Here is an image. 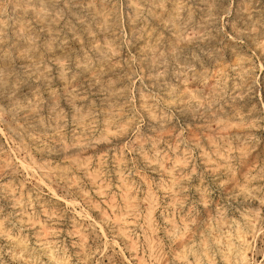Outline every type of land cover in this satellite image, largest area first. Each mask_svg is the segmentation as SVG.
Instances as JSON below:
<instances>
[{"label":"rangeland","instance_id":"obj_1","mask_svg":"<svg viewBox=\"0 0 264 264\" xmlns=\"http://www.w3.org/2000/svg\"><path fill=\"white\" fill-rule=\"evenodd\" d=\"M263 30L264 0H0V264H264Z\"/></svg>","mask_w":264,"mask_h":264},{"label":"bare ground","instance_id":"obj_2","mask_svg":"<svg viewBox=\"0 0 264 264\" xmlns=\"http://www.w3.org/2000/svg\"><path fill=\"white\" fill-rule=\"evenodd\" d=\"M102 1V0H101ZM171 1V0H170ZM238 1V0H237ZM241 1V0H240ZM20 2V1H19ZM147 3V2H146ZM58 4V3H57ZM199 4V3H198ZM247 4V3H246ZM61 6V5H60ZM143 6V5H142ZM223 6V5H222ZM63 7V6H62ZM75 8V7H74ZM182 8V7H181ZM239 8V7H238ZM262 8H263V6H262ZM3 10V9H2ZM194 10H196L195 8H194ZM240 10V9H239ZM79 12V11H78ZM83 12V11H82ZM225 12V11H224ZM141 13V12H140ZM147 13V12H146ZM145 13V14H146ZM249 13V12H248ZM261 13V12H260ZM27 14V13H26ZM148 14V13H147ZM196 14H197V12H196ZM222 14H224V13H222ZM66 15V14H65ZM164 15V14H163ZM221 15V14H220ZM239 15H240V13H239ZM258 15H259V13H258ZM27 16V15H26ZM146 16V15H145ZM148 16V15H147ZM183 16V15H182ZM239 18V17H238ZM253 18H254V16H253ZM137 19V18H136ZM154 19V18H153ZM219 19V18H218ZM240 19V18H239ZM138 20V19H137ZM244 20V19H243ZM261 20V19H260ZM34 21V20H33ZM150 21H152L151 19H150ZM247 21V20H246ZM142 22V21H141ZM194 22V21H193ZM240 22V21H239ZM59 23V22H58ZM155 23V22H154ZM235 23V22H234ZM35 24V23H34ZM92 24V23H91ZM238 24V23H237ZM156 25V24H155ZM235 25H236V23H235ZM239 25V24H238ZM242 25V24H241ZM59 26V25H58ZM104 26V25H103ZM123 26V25H122ZM237 26V25H236ZM244 26V25H243ZM60 27V26H59ZM177 27V26H176ZM61 28V27H60ZM118 28V27H117ZM241 28H243V27H241ZM64 29V28H63ZM78 29V28H77ZM90 29V28H89ZM160 29V28H159ZM206 29H207V27H206ZM244 29V28H243ZM250 29V28H249ZM118 30V29H117ZM123 30V29H122ZM241 30V29H240ZM260 30V29H259ZM80 31V30H79ZM142 31V30H141ZM264 31V30H263ZM133 32V31H132ZM162 32V31H161ZM6 33V32H5ZM65 33V32H64ZM81 33H82V31H81ZM218 33V32H217ZM202 34V33H201ZM245 34V33H244ZM247 34V33H246ZM12 35H13V33H12ZM170 35V34H169ZM98 36V35H97ZM177 36V35H176ZM216 36V35H215ZM256 36V35H255ZM83 37V36H82ZM99 37V36H98ZM245 37V36H244ZM121 38V37H120ZM122 38H123V36H122ZM256 38V37H255ZM69 39V38H68ZM110 39V38H109ZM116 39H118V38H116ZM153 39V38H152ZM193 39H195V38H193ZM219 39V38H218ZM221 39V38H220ZM11 40V39H10ZM89 40V39H88ZM100 40V39H99ZM122 40V39H121ZM196 40V39H195ZM251 40V39H250ZM35 41V40H34ZM74 41V40H73ZM76 41V40H75ZM117 41V40H116ZM163 41V40H162ZM210 41V40H209ZM71 42V41H70ZM212 42V41H211ZM249 42V41H248ZM122 43V42H121ZM195 43V42H194ZM205 43V42H204ZM204 43H202V44H204ZM210 43V42H209ZM6 44V43H5ZM7 44H8V42H7ZM76 44V43H75ZM118 44V43H117ZM126 44V43H125ZM9 45V44H8ZM7 45V46H8ZM72 45V44H71ZM198 45H199V43H198ZM86 46V45H85ZM123 46V45H122ZM186 46V45H185ZM13 48V47H12ZM127 48V47H126ZM150 48V47H149ZM191 48H192V46H191ZM10 49V48H9ZM86 49V48H85ZM130 49H131V46H130ZM195 49V48H194ZM2 50V49H1ZM202 50V49H201ZM11 51V50H10ZM60 51V50H59ZM132 51V50H131ZM221 51V50H220ZM224 51V50H223ZM71 52V51H70ZM88 52V51H87ZM184 52V51H183ZM182 52V53H183ZM186 52V51H185ZM189 52V51H188ZM217 52V51H216ZM166 53V52H165ZM219 53V52H218ZM224 53V52H223ZM230 53V52H229ZM232 53V52H231ZM12 54V53H11ZM128 54V53H127ZM133 54H134V56H135V53L133 52ZM192 54V53H191ZM196 54H198V53H196ZM98 55V54H97ZM120 55V54H119ZM140 55V54H139ZM199 55V54H198ZM201 55H203V54H201ZM223 55V54H222ZM166 56H167V54H166ZM219 56V55H218ZM221 56V55H220ZM224 56V55H223ZM205 57V56H204ZM115 58H116V56H115ZM133 58V57H132ZM200 58V57H199ZM11 59V58H10ZM134 59V58H133ZM205 59V58H204ZM39 60V59H38ZM142 60V59H141ZM209 60V59H208ZM6 61V60H5ZM4 62V61H3ZM171 62V61H170ZM194 62V61H193ZM14 63H15V61H14ZM26 63V62H25ZM106 63V62H105ZM147 63V62H146ZM19 64H21V63H19ZM133 64H134V62H133ZM136 64V63H135ZM190 64V63H189ZM14 65V64H13ZM195 65H197V64H195ZM200 66V65H199ZM215 66V65H214ZM167 67V66H166ZM175 67V66H174ZM204 67V66H203ZM134 68V67H133ZM145 68H147V67H145ZM169 68V67H168ZM160 69V68H159ZM166 69V68H165ZM179 69V68H178ZM233 69V68H232ZM238 69V68H237ZM118 70V69H117ZM184 70V69H183ZM235 70V69H234ZM9 71V70H8ZM12 71V70H11ZM163 71V70H162ZM191 71V70H190ZM193 71V70H192ZM223 71V70H222ZM81 73V72H80ZM204 73H206V72H204ZM228 73V72H227ZM234 73V72H233ZM231 74V73H230ZM242 74V73H241ZM246 74V73H245ZM219 75V74H218ZM235 75H236V73H235ZM206 76V75H205ZM214 77H216V76H214ZM230 77V76H229ZM157 78V77H156ZM208 79V78H207ZM231 79V78H230ZM249 79V78H248ZM214 80V79H213ZM229 80V79H228ZM173 82V81H172ZM253 83V82H252ZM251 83V84H252ZM11 84V83H10ZM229 84V83H228ZM231 84V83H230ZM236 84V83H235ZM228 87H229V85H228ZM233 87V86H232ZM235 88V87H234ZM251 88V87H250ZM175 90H176V88H175ZM226 91H227V89H226ZM234 91H236V90H234ZM233 91V92H234ZM36 92V91H35ZM176 92V91H175ZM180 92V91H179ZM186 92V91H185ZM171 93V92H170ZM181 93V92H180ZM214 94V93H213ZM218 94V93H217ZM258 94V93H257ZM249 95H251V94H249ZM200 96V95H199ZM220 97V96H219ZM71 98V97H70ZM244 98V97H243ZM250 98V97H249ZM112 99V98H111ZM246 99V98H245ZM220 100V99H219ZM250 100V99H249ZM1 101V100H0ZM6 101V100H5ZM73 101V100H72ZM252 101V100H251ZM253 101H255V100H253ZM230 102V101H229ZM146 105V104H145ZM4 106V105H3ZM177 106V105H176ZM258 107V106H257ZM12 108V107H11ZM176 108V107H175ZM212 108V107H211ZM231 109V108H230ZM149 110V109H148ZM184 111V110H183ZM18 113H19V111H18ZM229 113V112H228ZM227 113V114H228ZM211 114V113H210ZM209 114V115H210ZM19 115V114H18ZM224 115H225V113H224ZM230 116V115H229ZM250 116V115H249ZM190 119V118H189ZM61 120V119H60ZM200 120V119H199ZM210 120V119H209ZM11 121V120H10ZM20 121V120H19ZM194 122H195V120H194ZM52 123V122H51ZM83 124V123H82ZM191 124V123H190ZM24 126V125H23ZM16 127V126H15ZM193 127V126H192ZM197 127V126H196ZM1 130H2V128H1ZM6 130V129H5ZM197 130V129H196ZM205 130V129H204ZM198 131H199V129H198ZM49 132H50V130H49ZM52 132V131H51ZM175 132H176V130H175ZM210 132V131H209ZM252 132H254V131H252ZM6 133V132H5ZM8 133H10V132H8ZM23 133V132H22ZM173 133V132H172ZM238 133V132H237ZM11 135V134H10ZM13 136V135H12ZM54 136V135H53ZM12 138V137H11ZM86 138V137H85ZM231 139V138H230ZM40 141V140H39ZM66 141H67V139H66ZM205 142V141H204ZM221 143V142H220ZM219 144V143H218ZM234 144V143H233ZM249 145H251V144H249ZM235 147V146H234ZM51 149V148H50ZM72 150H74V149H72ZM209 150V149H208ZM222 150V149H221ZM260 150V149H259ZM248 151V150H247ZM57 152H58V150H57ZM60 152V151H59ZM66 153H68L67 151H66ZM72 153V152H71ZM211 153V152H210ZM231 153V152H230ZM43 154V153H42ZM59 154V153H58ZM62 154V153H61ZM232 154V153H231ZM159 155V154H158ZM171 155V154H170ZM213 155V154H212ZM234 155H235V153H234ZM249 155H251V154H249ZM61 156V155H60ZM172 156V155H171ZM261 156V155H260ZM237 158V157H236ZM171 159V158H170ZM231 161V160H230ZM259 161V160H258ZM120 163V162H119ZM121 165V164H120ZM100 168V167H99ZM189 168V167H188ZM236 168V167H235ZM196 169V168H195ZM74 170V169H73ZM199 170V169H198ZM56 171V170H55ZM66 171V170H65ZM68 171V170H67ZM76 171V170H75ZM74 171V172H75ZM183 171V170H182ZM60 172V171H59ZM81 172V171H80ZM56 173V172H55ZM58 173V172H57ZM71 174H69V176H70ZM218 175V174H217ZM125 176V175H124ZM165 176V175H164ZM71 177V176H70ZM74 177V176H73ZM101 177V176H100ZM174 177V176H173ZM194 177V176H193ZM205 177V176H204ZM238 177V176H237ZM264 177V176H263ZM128 178V177H127ZM124 179V178H123ZM185 179V178H184ZM261 180H263V179H261ZM172 181V180H171ZM258 181H259V179H258ZM194 182V181H193ZM181 183V182H180ZM208 184H210V183H208ZM5 187V186H4ZM166 187V186H165ZM94 188V187H93ZM208 188V187H207ZM213 189V188H212ZM193 190V189H192ZM188 191V190H187ZM193 192V191H192ZM191 192V193H192ZM24 193V192H23ZM190 193V192H189ZM209 193V192H208ZM138 195V194H137ZM163 195V194H162ZM226 195V194H225ZM156 196V195H155ZM189 196V195H188ZM193 196V195H192ZM8 197V196H7ZM24 197V196H23ZM25 198V197H24ZM166 198V197H165ZM190 198V197H189ZM195 198V197H194ZM197 198V197H196ZM213 198V197H212ZM160 199V198H159ZM158 199V200H159ZM164 199V198H163ZM191 199V198H190ZM252 199V198H251ZM188 200V199H187ZM255 200V199H254ZM228 201V200H227ZM230 201V200H229ZM187 202V201H186ZM251 202H252V200H251ZM255 203V202H254ZM175 204V203H174ZM183 204V203H182ZM186 204V203H185ZM193 204V203H192ZM197 205V204H196ZM210 205V204H209ZM251 205V204H250ZM249 205V206H250ZM161 206H162V204H161ZM169 206V205H168ZM178 206V205H177ZM211 206V205H210ZM237 207V206H236ZM183 208H185V206L183 207ZM194 208V207H193ZM210 208V207H209ZM220 208V207H219ZM137 209V208H136ZM179 209V208H178ZM201 209V208H200ZM199 209V210H200ZM211 209V208H210ZM46 210V209H45ZM167 210H169V209H167ZM140 211V210H139ZM155 211V210H154ZM157 211V210H156ZM201 211V210H200ZM206 211V210H205ZM233 211V210H232ZM211 212V211H210ZM213 215V214H212ZM206 217V216H205ZM229 218V217H228ZM127 219V218H126ZM157 219V218H156ZM202 219V218H201ZM230 219V218H229ZM240 219V218H239ZM243 220V219H242ZM230 221V220H229ZM236 221V220H235ZM247 221V220H246ZM238 222V221H237ZM178 223V222H177ZM161 224V223H160ZM201 224V223H200ZM207 224V223H206ZM158 225V224H157ZM161 225H163V224H161ZM177 225V224H176ZM194 225V224H193ZM128 226V225H127ZM126 226V227H127ZM153 226V225H152ZM168 226V225H167ZM167 226H165V227H167ZM263 226V225H262ZM162 227V226H161ZM200 227V226H199ZM198 227V228H199ZM172 228V227H171ZM197 228V227H196ZM259 228V227H258ZM181 229V228H180ZM202 229V228H201ZM167 230V229H166ZM205 230V229H204ZM219 230V229H218ZM258 230V229H257ZM261 230V229H260ZM259 230V231H260ZM43 231V230H42ZM195 231H197V229L195 230ZM122 232V231H121ZM131 232V231H130ZM148 232V231H147ZM170 232V231H169ZM258 232V231H257ZM40 233H41V231H40ZM161 233V232H160ZM203 233V232H202ZM219 233V232H218ZM169 234V233H168ZM167 234V235H168ZM190 234V233H189ZM193 234V233H192ZM163 235V234H162ZM198 235V234H197ZM225 235V234H224ZM194 236V235H193ZM199 236V235H198ZM206 236H208V235H206ZM255 236H256V234H255ZM159 237V236H158ZM163 237V236H162ZM195 237V236H194ZM193 237V238H194ZM246 238V237H245ZM165 239V238H164ZM218 239V238H217ZM225 239V238H224ZM172 240V239H171ZM196 240H198L197 238H196ZM209 240V239H208ZM223 240V239H222ZM228 240V239H227ZM232 240V239H231ZM257 241V240H256ZM165 242V241H164ZM169 242V241H168ZM179 243V242H178ZM177 243V244H178ZM196 243V242H195ZM198 243V242H197ZM253 243H254V241H253ZM165 244V243H164ZM179 245V244H178ZM227 245H228V250H227V252L226 253H224V254H226V256H225V259H226V263L227 264H231L232 263V261L230 260V257L232 258L233 257V253L235 252L236 254L234 255L235 257H234V260H235V262L237 261V262H239V263H241V264H245L246 263V256H245V253H244V250L243 251H240L239 250V248H237L235 251H233V248H231V243L229 242V241H227ZM172 246V245H171ZM177 246V245H176ZM192 246V245H191ZM253 246H254V244H253ZM17 247V246H16ZM26 247V246H25ZM178 247V246H177ZM210 247V246H209ZM259 247V246H258ZM22 248V247H21ZM58 248V247H57ZM56 248V249H57ZM165 249H166V247H164ZM175 248V247H174ZM196 248V247H195ZM200 248V247H199ZM253 248V247H252ZM24 249V248H23ZM180 249V248H179ZM235 249V248H234ZM58 250V249H57ZM185 250V249H184ZM196 250V249H195ZM194 250V251H195ZM203 250H205V256H207L208 257V251L210 250H207V247L205 246L204 247V249ZM258 250H260L259 248H258ZM162 251V250H161ZM166 251V250H165ZM164 251V252H165ZM180 251V250H179ZM215 251V250H214ZM218 251V250H217ZM253 251V250H252ZM163 252V253H164ZM198 252H199V250H198ZM261 252V251H260ZM162 253V252H161ZM216 253V252H215ZM252 253V252H251ZM262 253V252H261ZM186 254V253H185ZM163 255V254H162ZM193 255V254H192ZM200 255V254H199ZM202 255V254H201ZM200 255V256H201ZM232 255V256H231ZM189 256V255H188ZM216 256V255H215ZM171 257V256H170ZM199 257V256H198ZM198 257H196V258H198ZM202 257V256H201ZM212 257V256H211ZM203 258V257H202ZM249 258V257H248ZM215 259H216V257H215ZM223 259V258H222ZM163 260V259H162ZM197 260V259H196ZM201 260V259H200ZM249 260H251V259H248V261ZM61 261V260H60ZM198 262H200V261H198ZM220 262V261H219ZM255 262V261H254ZM63 263V262H62ZM161 263V262H160ZM176 263V262H175ZM234 263V262H233ZM177 264V263H176ZM204 264V263H203ZM218 264H220V263H218ZM252 264H253V262H252Z\"/></svg>","mask_w":264,"mask_h":264}]
</instances>
